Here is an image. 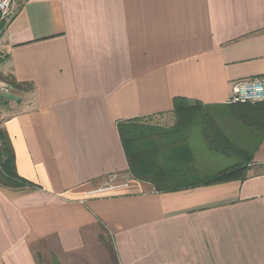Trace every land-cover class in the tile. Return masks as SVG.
<instances>
[{"label":"crops","instance_id":"1","mask_svg":"<svg viewBox=\"0 0 264 264\" xmlns=\"http://www.w3.org/2000/svg\"><path fill=\"white\" fill-rule=\"evenodd\" d=\"M14 8L0 35L11 89L0 131L35 188L0 187V264H264V107L228 104L236 81L264 76V0ZM177 98L207 106L223 144L235 147L230 127L258 136L240 148L253 158L245 181L159 191L133 178L118 125L166 128ZM190 140L180 135L189 181L218 173ZM110 175L127 186L107 189Z\"/></svg>","mask_w":264,"mask_h":264},{"label":"trees","instance_id":"2","mask_svg":"<svg viewBox=\"0 0 264 264\" xmlns=\"http://www.w3.org/2000/svg\"><path fill=\"white\" fill-rule=\"evenodd\" d=\"M5 26L0 22V35ZM237 105H243L242 108L246 112L264 107V104ZM209 112L208 107L201 103L192 105L186 99L177 98L174 100L173 111L176 125L172 129L144 126L139 121L120 123L118 131L133 178L151 181L159 191H177L183 188L245 181L253 161L252 155L240 148L229 146L227 141L223 144V139H217L219 137L216 128L213 127L214 119ZM198 125L204 128V139L210 151L222 155L232 154L237 161L215 175L202 179L195 177L193 181H189L188 170L192 166L193 153L188 146L179 144L180 135L184 137L186 132ZM258 130L262 133L263 139L264 121L259 123ZM157 138L165 140L157 144L155 140ZM0 187L35 188L17 174L12 147L2 131H0Z\"/></svg>","mask_w":264,"mask_h":264},{"label":"built area","instance_id":"3","mask_svg":"<svg viewBox=\"0 0 264 264\" xmlns=\"http://www.w3.org/2000/svg\"><path fill=\"white\" fill-rule=\"evenodd\" d=\"M14 3L15 0H0V22L5 25L14 15ZM10 91L9 86L0 85L1 93H9ZM228 104H264V76L236 81L232 85V94ZM124 180L125 178L121 176L110 175L106 182V188L112 190L126 187L127 184L124 183Z\"/></svg>","mask_w":264,"mask_h":264},{"label":"rangeland","instance_id":"4","mask_svg":"<svg viewBox=\"0 0 264 264\" xmlns=\"http://www.w3.org/2000/svg\"><path fill=\"white\" fill-rule=\"evenodd\" d=\"M4 93L0 92V95ZM210 113V112H209ZM165 127L166 128H160L164 130H169L172 129L171 127L175 124L174 122L176 121V118L174 115L165 117ZM200 125V124H199ZM199 125L196 127H193L188 131V137H191V145L193 147V150L197 157L200 159V162L202 165L204 164L205 166H210L211 171L210 172H219L220 170H224L232 165H234L237 161L235 159L236 157L233 156L232 154L229 155H221L219 154H213L210 152V150L207 147V144L205 143L204 140V128L199 127ZM231 131H234L233 127H230ZM229 129L230 134L228 135V130H227V137L231 139L232 137H236L233 140H235L234 145L237 148H247L250 147L246 150L250 151L253 149L254 144H251V141H257L258 136H253L251 131H237V132H231ZM223 137V136H222ZM216 139V137H215ZM250 142V143H249ZM231 143V144H233Z\"/></svg>","mask_w":264,"mask_h":264}]
</instances>
